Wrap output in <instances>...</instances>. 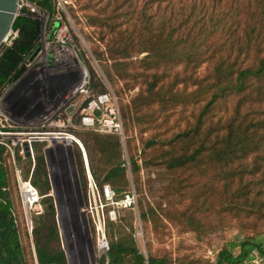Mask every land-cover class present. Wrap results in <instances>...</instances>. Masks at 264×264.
Returning <instances> with one entry per match:
<instances>
[{"label":"trees","instance_id":"16d2710c","mask_svg":"<svg viewBox=\"0 0 264 264\" xmlns=\"http://www.w3.org/2000/svg\"><path fill=\"white\" fill-rule=\"evenodd\" d=\"M29 1L50 15L54 12L53 0ZM77 1L89 9L85 12L88 23L99 41L105 42V50L113 60L106 74L124 81L123 94L125 87H138L120 106L125 129L153 121L155 112L151 109L160 113L155 119L158 117L157 128L162 132L147 136L143 128L144 136L140 135L134 158L130 159L133 173L144 164L161 166L170 174L168 207L148 205L140 213L144 223L150 220L154 229L161 226L159 210L170 222L203 233L201 215L221 206L235 215L242 212L252 220V229L263 227L264 0ZM12 28L18 30V36L11 45H0V92L22 73L23 61L39 46L37 20L19 14ZM133 54L141 55L135 63L126 60ZM202 66L205 71L201 73ZM190 86L196 89L188 90ZM92 88L105 89L93 71ZM172 117L177 124L174 128L169 126ZM77 135L95 180L124 191L128 179L119 136L91 130L77 131ZM75 148L83 191L84 164L80 150ZM33 150V169L30 158L19 154L18 149L15 154L22 177L30 176L43 205L41 214L32 215L30 236L10 154L0 144V240L11 246L13 259L26 264L15 191L24 234L33 243L36 264H68L43 144L33 143ZM186 200L189 203L181 208ZM131 212L122 209L119 220L108 223V264H147L136 245L132 221L126 217ZM260 245L248 240L232 241L214 248V260L205 252L204 258L179 257L174 261L168 253L149 251L148 264H225L244 256L251 246Z\"/></svg>","mask_w":264,"mask_h":264},{"label":"built area","instance_id":"2783aa9c","mask_svg":"<svg viewBox=\"0 0 264 264\" xmlns=\"http://www.w3.org/2000/svg\"><path fill=\"white\" fill-rule=\"evenodd\" d=\"M68 3L69 0H53L54 12L50 15L29 0L17 2V15L29 16L39 23V46L32 58L30 55L23 61L22 73L7 83L0 92V144L10 154L18 197L30 236L33 227L32 215L41 214L43 205L41 195L31 183L30 176L22 177L21 169L16 164V150L25 157L23 143H28L30 156L27 158L31 159L33 169V143H42L43 151L51 149L55 157L59 153V158L65 157L67 160L68 148L70 147L74 159L73 147L77 146L82 154L85 172L80 211L85 213L90 227L95 258L94 263L90 261L89 264H108V223L117 222L122 209H129L136 214L133 236L148 264V256L142 246L143 230L138 214L139 194L134 184L131 182L122 192L116 191L109 183L99 184L90 171L85 147L77 135L80 130L118 135L127 176L130 177L131 163L120 106L138 87H127L124 98L120 97L73 24L85 51V56L82 55L81 48L70 30L72 26L61 14ZM17 36L18 30L12 28L4 43L11 45ZM90 67L104 86V91L92 88ZM23 101L27 102L26 106L20 105ZM21 126H35V130H19L18 127ZM137 153L140 155V150ZM137 162L141 164L140 157ZM238 253L239 251L234 257ZM215 255L214 248L205 250V256L211 260H214ZM225 264H264V247L251 246L244 256Z\"/></svg>","mask_w":264,"mask_h":264},{"label":"rangeland","instance_id":"374dc122","mask_svg":"<svg viewBox=\"0 0 264 264\" xmlns=\"http://www.w3.org/2000/svg\"><path fill=\"white\" fill-rule=\"evenodd\" d=\"M83 3L78 2L77 0H69V3L65 6L64 11H61L63 18L72 26L71 32L74 37L78 34L73 24L78 29L81 37L85 41L88 46L91 54L98 61V64L109 79L112 87L115 92L122 98H124L123 90L121 86L124 85V81L121 79H116L115 76L109 77L106 74V69H111V64L113 60L110 59L109 53L105 50V42L99 41L97 36L93 31V27H90L88 23V18L85 15L86 11L89 9L82 8ZM49 18H51L49 16ZM81 30V31H80ZM6 44V43H5ZM77 45L81 48L82 55L85 56V51L82 49V42L80 43V38L77 36ZM94 49H97L95 52ZM99 53V54H98ZM134 56H136L134 58ZM141 58L139 54H133L128 57L126 60L129 62H137ZM90 66V65H89ZM91 72L94 70L90 67ZM205 68L202 66L200 72H204ZM95 74V73H94ZM139 86V84H137ZM121 88V93L120 92ZM125 87L124 89H126ZM196 86L188 87V90H195ZM124 102V101H123ZM26 101H23L20 105L26 106ZM124 103L121 102V105ZM181 107H178L175 112L178 111ZM151 112H155V116H159L158 109H151ZM153 116L150 123L142 126H134L130 127L128 130L125 129V134L127 137V150L129 159L134 158V154L137 149L136 142H140V135H143L142 129L145 128V132L147 136L152 135L155 132H162L157 127H159L158 117ZM170 128H174L177 126L176 122H174L173 117L170 118ZM180 126L182 124L180 123ZM19 130L23 131H34L35 126H21L18 127ZM104 134V133H100ZM145 135V136H146ZM144 136V135H143ZM75 148V146H74ZM76 149V148H75ZM60 155L57 154V157L54 158V163L57 166L58 170L62 173L66 168L68 170L72 169L70 162L64 157L59 158ZM123 159V157H122ZM144 159V155L142 153V160ZM75 161V160H74ZM76 168V165H75ZM77 171V168H76ZM78 174V173H77ZM127 176V172H126ZM128 184L132 182L139 194L138 200V214L140 217V222L142 224L143 230V240L142 246L145 249L147 256L148 252L152 251L157 254L168 253L170 257L177 261L179 257H186L188 260H197L199 258H204L205 249L211 248H221L225 246L227 243L234 242L236 240H248L252 243H260L261 246L264 247V226L257 229H252V220L248 219L242 212L238 215H235L228 211L227 209H222V207H213L208 209L201 215V224H203L202 230L203 233H197V231L185 229L183 226L179 224H174L167 220L162 211H157L159 217L161 218L162 225L158 228L154 229L152 227V222L149 220L147 223L141 219L140 213L142 209L147 208V206H157L159 204L161 208L168 207V199L166 197V187L170 182V174L165 171L164 168L158 165H148L144 164L139 168L137 173H133L131 171V176L128 177ZM80 183V180H79ZM81 187V183H80ZM125 188V189H126ZM14 202L16 206V211H19V220L20 222V235H21V243L24 247V254L26 264H36L35 256L33 251V243L30 242L25 236L24 225L22 222V217L20 214L19 203L17 200L16 193L14 191ZM189 203L188 200L181 205V208ZM127 219L132 221L133 229L136 222V214L132 211L131 213H126ZM125 229L129 230V227L125 225ZM116 231L114 232V238H116ZM75 247L79 252L84 246H86V242L83 244L80 241L79 235L77 231H74L73 236ZM83 245V247H82ZM137 245V244H136ZM138 247V246H137ZM88 248V247H87ZM0 264H19V262L13 259L12 256V248L9 245H3L0 240Z\"/></svg>","mask_w":264,"mask_h":264},{"label":"water","instance_id":"95a60500","mask_svg":"<svg viewBox=\"0 0 264 264\" xmlns=\"http://www.w3.org/2000/svg\"><path fill=\"white\" fill-rule=\"evenodd\" d=\"M18 0H0V45L9 35L12 24L17 16ZM38 48L31 54L32 58ZM25 157L30 156L28 143H23ZM49 178L51 182V194L54 197L56 208V220L62 241L63 249L66 253L68 264H89L94 263V251L90 234V227L84 212L80 211L83 204L79 177L75 168V161L70 147L68 148L69 159L72 169L67 168L61 173L54 163L55 157L51 149L44 151ZM77 231L81 243L86 242V246L78 252L75 247L73 236ZM88 247V248H87Z\"/></svg>","mask_w":264,"mask_h":264},{"label":"bare ground","instance_id":"6f19581e","mask_svg":"<svg viewBox=\"0 0 264 264\" xmlns=\"http://www.w3.org/2000/svg\"><path fill=\"white\" fill-rule=\"evenodd\" d=\"M53 140H56V139H53ZM58 155H60V154L58 153Z\"/></svg>","mask_w":264,"mask_h":264}]
</instances>
